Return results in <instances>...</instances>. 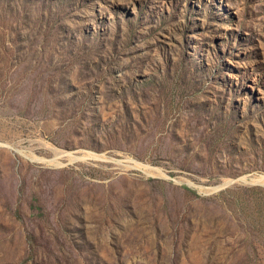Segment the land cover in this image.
<instances>
[{
  "label": "rangeland",
  "instance_id": "rangeland-1",
  "mask_svg": "<svg viewBox=\"0 0 264 264\" xmlns=\"http://www.w3.org/2000/svg\"><path fill=\"white\" fill-rule=\"evenodd\" d=\"M263 186L264 0H0V264H264Z\"/></svg>",
  "mask_w": 264,
  "mask_h": 264
},
{
  "label": "water",
  "instance_id": "water-1",
  "mask_svg": "<svg viewBox=\"0 0 264 264\" xmlns=\"http://www.w3.org/2000/svg\"><path fill=\"white\" fill-rule=\"evenodd\" d=\"M146 175H149V173H145ZM234 183H247L246 182V177H241V178H239V179H236V180H233V181H229V182H227V183H224L222 186H220V187H218V188H216V189H220L221 187H227V186H229V185H231V184H234ZM257 185H260V184H257ZM264 187V186H263Z\"/></svg>",
  "mask_w": 264,
  "mask_h": 264
},
{
  "label": "bare ground",
  "instance_id": "bare-ground-1",
  "mask_svg": "<svg viewBox=\"0 0 264 264\" xmlns=\"http://www.w3.org/2000/svg\"><path fill=\"white\" fill-rule=\"evenodd\" d=\"M76 159H78V158H76ZM50 163H55V161H50Z\"/></svg>",
  "mask_w": 264,
  "mask_h": 264
}]
</instances>
